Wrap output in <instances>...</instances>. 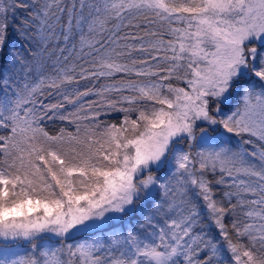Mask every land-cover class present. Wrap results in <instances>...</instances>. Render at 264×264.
Instances as JSON below:
<instances>
[{
  "label": "snow or ice",
  "instance_id": "6c2138e0",
  "mask_svg": "<svg viewBox=\"0 0 264 264\" xmlns=\"http://www.w3.org/2000/svg\"><path fill=\"white\" fill-rule=\"evenodd\" d=\"M10 18L0 264H264V0H0V55Z\"/></svg>",
  "mask_w": 264,
  "mask_h": 264
},
{
  "label": "trees",
  "instance_id": "16d2710c",
  "mask_svg": "<svg viewBox=\"0 0 264 264\" xmlns=\"http://www.w3.org/2000/svg\"><path fill=\"white\" fill-rule=\"evenodd\" d=\"M21 3H31V0H20ZM29 9H23L20 8L17 10L16 13V23H19L23 20V18L27 15ZM10 27L8 28V34H7V43L5 46V51L2 55H0V71L7 72V68L10 66L8 65V55L9 50H15L19 56L27 57L29 55V44L26 39H24L21 34H19L15 30V26L12 24L11 18L9 19ZM103 82V81H101ZM111 82V81H109ZM87 99V98H86ZM51 102H55V98H50ZM122 114L120 113H113L112 118L114 119L117 116H120ZM65 122H61L59 120L55 121H46V124L48 126L49 131H54L56 128L64 126ZM140 220L139 213L134 214L130 217H125L123 221H113L112 225L106 229V231H110L111 228H115L116 230H127V228L131 225H134L136 221ZM211 236L215 237L217 235V230L215 225L211 222L210 219H204L202 221L201 225ZM96 235H102V233H96ZM85 238H94L92 234L85 235H77V240H82ZM58 239L52 238L49 240L43 241L44 245L50 248H56L60 245L58 244ZM40 241H38L39 243ZM74 241L69 240L68 243H73ZM27 248V245L23 242L21 243L20 247L18 248V251H25Z\"/></svg>",
  "mask_w": 264,
  "mask_h": 264
},
{
  "label": "rangeland",
  "instance_id": "374dc122",
  "mask_svg": "<svg viewBox=\"0 0 264 264\" xmlns=\"http://www.w3.org/2000/svg\"><path fill=\"white\" fill-rule=\"evenodd\" d=\"M137 222V221H136ZM79 235V234H78ZM56 239H59V238H56ZM41 242L38 243V245L40 244ZM54 248V247H53ZM18 250V249H17Z\"/></svg>",
  "mask_w": 264,
  "mask_h": 264
}]
</instances>
